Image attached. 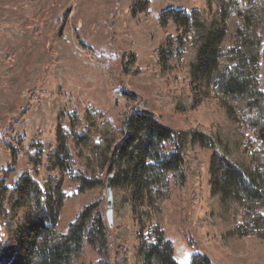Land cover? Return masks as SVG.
<instances>
[{
    "label": "trees",
    "instance_id": "1",
    "mask_svg": "<svg viewBox=\"0 0 264 264\" xmlns=\"http://www.w3.org/2000/svg\"><path fill=\"white\" fill-rule=\"evenodd\" d=\"M140 2L147 7L150 1L136 0L133 7ZM158 23L174 24L179 35L168 37L153 53L154 59L169 66L180 59L194 88L215 86L221 101L239 111L254 139L248 145L250 153L245 152L243 133L229 119L214 129L175 130L152 112L133 107L119 128L105 111L88 108L82 119L71 114V130L48 154L46 170L66 172L78 192L105 184L99 172L113 174V212L122 224L115 229L118 247L112 264H130L129 229L124 223L128 209L139 226L136 264H179L163 231L169 176L180 183L192 169L194 176L191 162L197 159L192 151L200 148L212 150L214 222L223 224L232 237L231 221L239 218L235 230L264 237V91L258 78H264V0H208L205 10L166 9ZM75 36L79 38L77 32ZM79 44L99 64L111 58L95 54L80 39ZM115 93L126 102L136 97L123 89ZM39 151L28 153L34 168L16 176L14 186L7 184L8 170L0 169V264H79L86 245L99 256L94 264H110L111 230L98 202L82 207L63 231L58 230L64 195L56 177L37 181ZM190 264L215 263L197 252Z\"/></svg>",
    "mask_w": 264,
    "mask_h": 264
},
{
    "label": "rangeland",
    "instance_id": "2",
    "mask_svg": "<svg viewBox=\"0 0 264 264\" xmlns=\"http://www.w3.org/2000/svg\"><path fill=\"white\" fill-rule=\"evenodd\" d=\"M149 1L147 7L141 2L133 7L136 0H0V169L8 170L7 184L14 186L19 170L29 174L34 168L28 153L40 150L41 163L34 165L37 181L56 177L64 195L59 231L82 207L94 202L106 216L105 174L99 172L105 184L78 192L66 172L46 170L48 154L71 130V114L82 119L88 108L105 111L119 128L133 107L152 112L175 130L214 129L227 119L237 126L232 115L237 109H229L212 86L194 88L180 59L169 66L153 56L168 37L179 35L174 24L159 25L162 11L205 10L208 0ZM79 39L95 54L111 58L104 65L97 63ZM122 89L134 93L135 100L119 99L115 91ZM69 145L73 151V144ZM242 149L249 151L244 145ZM192 153L197 159L191 162L194 176L193 169L182 183L169 176V200L163 212V231L173 243L175 260L190 264L191 255L201 252L215 264H264V237L235 230L239 218L231 221L229 237L224 225L210 216L212 150ZM126 212L130 264H136L139 226L133 212ZM121 224L113 212L110 264L118 247L115 229ZM98 259L86 245L79 264H94Z\"/></svg>",
    "mask_w": 264,
    "mask_h": 264
},
{
    "label": "built area",
    "instance_id": "3",
    "mask_svg": "<svg viewBox=\"0 0 264 264\" xmlns=\"http://www.w3.org/2000/svg\"><path fill=\"white\" fill-rule=\"evenodd\" d=\"M258 78H259L260 85H262L264 81L262 74H259ZM261 90L264 91V88ZM211 91L218 96L215 86L212 85ZM232 115L236 118L235 122H237V127L239 128V131L243 133V136H244L243 145L245 148H248L250 141L254 139L253 131L249 129V127L245 124L238 110H235ZM239 222L241 223L240 219H239Z\"/></svg>",
    "mask_w": 264,
    "mask_h": 264
},
{
    "label": "water",
    "instance_id": "4",
    "mask_svg": "<svg viewBox=\"0 0 264 264\" xmlns=\"http://www.w3.org/2000/svg\"><path fill=\"white\" fill-rule=\"evenodd\" d=\"M23 174L22 170H19L17 177H20ZM113 180V174L108 175L105 184V194H106V219L109 227L113 226V194L111 189V184Z\"/></svg>",
    "mask_w": 264,
    "mask_h": 264
}]
</instances>
